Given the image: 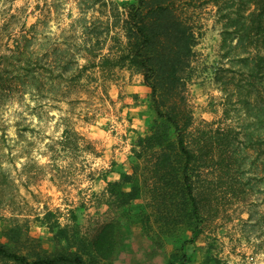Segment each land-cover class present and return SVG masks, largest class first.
Segmentation results:
<instances>
[{"label":"rangeland","instance_id":"374dc122","mask_svg":"<svg viewBox=\"0 0 264 264\" xmlns=\"http://www.w3.org/2000/svg\"><path fill=\"white\" fill-rule=\"evenodd\" d=\"M83 1L0 0V22L22 10L10 29L17 34L42 18L48 63L82 40L78 18H101ZM201 24L184 105L194 125L233 137L236 156L229 159L228 140L215 141L199 211L177 134L157 116L151 88L125 68L100 81L95 68L96 82L66 96L54 81L55 97L26 94L0 109V245L29 262L78 255L87 264H264V87L238 90L249 75L225 55L210 6Z\"/></svg>","mask_w":264,"mask_h":264},{"label":"trees","instance_id":"16d2710c","mask_svg":"<svg viewBox=\"0 0 264 264\" xmlns=\"http://www.w3.org/2000/svg\"><path fill=\"white\" fill-rule=\"evenodd\" d=\"M83 4L87 9L96 10L101 18L90 24L78 18L82 40L66 42L64 50L56 53V60L48 63L40 41L42 18L28 28L22 23L17 34L10 29L22 10L0 22V109L26 94L40 100L48 95L55 97L54 81L61 86L60 95L66 96L72 88L81 89L85 84L96 82L92 73H88L90 69L99 70L100 81L123 68L141 75L151 88L157 116L171 124L177 134V149L184 158L186 192L197 213L198 198L204 189L202 174L205 165L211 162L215 141L228 140L232 144L229 159L236 156L233 137L194 125L192 114L184 105L183 90L190 81L195 49L202 36V15L208 6L213 9L215 22L222 27L225 55L249 75L234 86L238 90H248L251 85L264 87V0H133L125 4L84 0ZM77 54H82L87 64H77ZM216 80L219 82V77ZM45 82L50 89L45 90ZM219 84L223 85V80ZM57 234L67 237L66 230H58ZM0 257L19 264H87L78 255L29 262L2 245Z\"/></svg>","mask_w":264,"mask_h":264}]
</instances>
